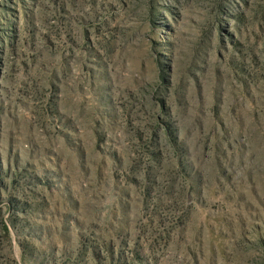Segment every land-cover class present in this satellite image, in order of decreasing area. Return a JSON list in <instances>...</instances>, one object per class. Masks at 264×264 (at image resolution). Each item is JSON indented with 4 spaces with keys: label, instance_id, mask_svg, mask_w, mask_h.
Segmentation results:
<instances>
[{
    "label": "rangeland",
    "instance_id": "1",
    "mask_svg": "<svg viewBox=\"0 0 264 264\" xmlns=\"http://www.w3.org/2000/svg\"><path fill=\"white\" fill-rule=\"evenodd\" d=\"M0 264H264V0H0Z\"/></svg>",
    "mask_w": 264,
    "mask_h": 264
}]
</instances>
